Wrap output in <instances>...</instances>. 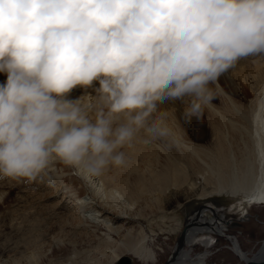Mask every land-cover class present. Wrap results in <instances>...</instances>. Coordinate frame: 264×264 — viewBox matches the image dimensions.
<instances>
[{
  "label": "clouds",
  "instance_id": "clouds-1",
  "mask_svg": "<svg viewBox=\"0 0 264 264\" xmlns=\"http://www.w3.org/2000/svg\"><path fill=\"white\" fill-rule=\"evenodd\" d=\"M256 56L264 0H0V179L99 177L139 134H170L161 105L198 119Z\"/></svg>",
  "mask_w": 264,
  "mask_h": 264
},
{
  "label": "bare ground",
  "instance_id": "bare-ground-1",
  "mask_svg": "<svg viewBox=\"0 0 264 264\" xmlns=\"http://www.w3.org/2000/svg\"><path fill=\"white\" fill-rule=\"evenodd\" d=\"M252 58L241 61L253 62L262 78L252 85L248 83L249 97L244 86L234 84L231 75L226 74L219 78L218 88L213 86L224 105L222 109L215 107L213 100L203 107L198 119L188 122L184 115L187 102L161 105V119L170 134L152 139L141 133L131 146L122 149V164L140 158L142 167L138 168L136 162L125 164L128 168L123 172L119 166L110 165L101 176L91 178L75 170L84 180L85 184H81L90 191L74 196L76 220L93 227L92 230L105 227L98 239L94 237L98 242L93 246L102 251L106 264H114L126 251L154 256L145 246L147 235L142 228L127 224L130 217H146L212 191L235 194L242 190L244 195L238 200L242 218L251 205L264 203V56ZM5 80L6 75L0 73V83ZM83 94L77 88L72 96ZM202 213L203 210L188 212L185 234L176 242L169 264L200 263L197 259L193 261L190 252L183 249L185 243L195 240L200 232L225 234L227 226L223 218L206 221ZM232 240L239 255L245 256L238 249L237 239ZM203 242L209 244L210 239Z\"/></svg>",
  "mask_w": 264,
  "mask_h": 264
},
{
  "label": "rangeland",
  "instance_id": "rangeland-1",
  "mask_svg": "<svg viewBox=\"0 0 264 264\" xmlns=\"http://www.w3.org/2000/svg\"><path fill=\"white\" fill-rule=\"evenodd\" d=\"M254 58L256 59H252ZM226 74L231 75L234 84L244 86L248 97L251 95L248 83L252 85L262 78L253 62L247 64L241 60L223 75ZM218 97L216 94L215 107L222 109L224 105ZM134 162L138 168L144 164L140 158L136 161L131 159L128 164ZM125 164L128 165L127 161ZM125 164L119 166L123 172L128 168ZM82 180L75 169L60 164L56 166L50 182L27 183L0 179V264H106L102 251L94 247L98 242L96 239L105 232V227L99 226L92 230L93 227L84 226L85 224L76 220L74 196H81L84 191L90 194L88 187L82 185L85 184ZM79 183H82L81 187ZM243 195L242 190L235 194L212 191L204 196H193L186 202L181 201L179 205L172 204L146 217H130L127 224L142 228L147 235L145 246L154 256L151 257L148 252L144 256H138L130 251L121 256L131 258V264H164L174 250L180 231L186 226L188 212L192 211L203 210L206 221L223 218L227 226L225 233L235 237L232 232L234 226L238 228L239 225L238 200ZM251 207L264 208V203L253 204L249 208ZM232 237L230 240L224 234L200 232L195 240L185 243L183 249L190 252L193 261H199V255L205 254L206 256H202L203 264H244L238 253L233 255L220 248L223 244H228L229 247L234 245ZM205 239H210V243L205 244ZM214 249L215 253L208 256ZM252 253L247 255L251 256Z\"/></svg>",
  "mask_w": 264,
  "mask_h": 264
},
{
  "label": "crops",
  "instance_id": "crops-1",
  "mask_svg": "<svg viewBox=\"0 0 264 264\" xmlns=\"http://www.w3.org/2000/svg\"><path fill=\"white\" fill-rule=\"evenodd\" d=\"M237 220L239 221L238 228L234 226L232 233L235 235L240 249L246 254H250L264 239V208L251 207L245 217ZM220 248L237 255L228 244H223Z\"/></svg>",
  "mask_w": 264,
  "mask_h": 264
},
{
  "label": "water",
  "instance_id": "water-1",
  "mask_svg": "<svg viewBox=\"0 0 264 264\" xmlns=\"http://www.w3.org/2000/svg\"><path fill=\"white\" fill-rule=\"evenodd\" d=\"M185 226L180 231L178 239H181V237L185 234ZM240 249V248H238ZM236 250V248H235ZM242 253L245 254V256L239 255L240 259L243 260L244 264H264V239L261 241L260 245L257 247V249L251 254V256L247 255L244 251L241 249L239 250ZM174 257V253L171 252L168 259L165 261L164 264H169ZM114 264H131V258L129 257H120Z\"/></svg>",
  "mask_w": 264,
  "mask_h": 264
},
{
  "label": "flooded vegetation",
  "instance_id": "flooded-vegetation-1",
  "mask_svg": "<svg viewBox=\"0 0 264 264\" xmlns=\"http://www.w3.org/2000/svg\"><path fill=\"white\" fill-rule=\"evenodd\" d=\"M224 235H225L226 238H229V239L232 237V235H231L230 233H225ZM233 237H234V236H233ZM233 237H232V239H233ZM259 244H260V243H259ZM230 247H231V249H232L233 251H236L234 245H230ZM214 253H215V250H212V251H210V252L208 253V256H209V255H212V254H214ZM236 253H237V252H236ZM203 255H205V254H203ZM205 256H206V255H205ZM199 260H200V263H196V264H201V263L203 264L204 260L202 259V254L199 255ZM214 263H215V262H214Z\"/></svg>",
  "mask_w": 264,
  "mask_h": 264
}]
</instances>
